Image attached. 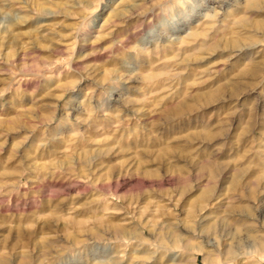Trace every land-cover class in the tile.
I'll list each match as a JSON object with an SVG mask.
<instances>
[{
  "label": "rangeland",
  "instance_id": "1",
  "mask_svg": "<svg viewBox=\"0 0 264 264\" xmlns=\"http://www.w3.org/2000/svg\"><path fill=\"white\" fill-rule=\"evenodd\" d=\"M0 264H264V0H0Z\"/></svg>",
  "mask_w": 264,
  "mask_h": 264
},
{
  "label": "bare ground",
  "instance_id": "2",
  "mask_svg": "<svg viewBox=\"0 0 264 264\" xmlns=\"http://www.w3.org/2000/svg\"><path fill=\"white\" fill-rule=\"evenodd\" d=\"M249 4L250 5H257V0H249ZM50 12V11H49ZM252 44H248L247 46H249L250 48ZM246 46V47H247ZM245 47V48H246ZM260 66L258 64H253L252 66H250L248 69H246L247 73H249L250 75H255L257 74V72L259 71Z\"/></svg>",
  "mask_w": 264,
  "mask_h": 264
}]
</instances>
